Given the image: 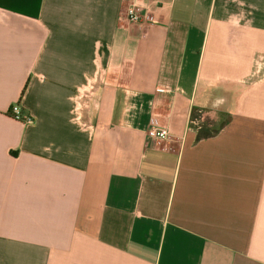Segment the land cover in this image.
I'll return each instance as SVG.
<instances>
[{
  "label": "crops",
  "instance_id": "crops-1",
  "mask_svg": "<svg viewBox=\"0 0 264 264\" xmlns=\"http://www.w3.org/2000/svg\"><path fill=\"white\" fill-rule=\"evenodd\" d=\"M0 264H264V0H0Z\"/></svg>",
  "mask_w": 264,
  "mask_h": 264
},
{
  "label": "built area",
  "instance_id": "built-area-1",
  "mask_svg": "<svg viewBox=\"0 0 264 264\" xmlns=\"http://www.w3.org/2000/svg\"><path fill=\"white\" fill-rule=\"evenodd\" d=\"M126 16L134 22L155 21L154 14L148 8L137 2H133L127 7ZM12 114L25 123H31L33 121V117L30 114L22 113L19 104L12 106ZM148 135L154 139H168L171 137V132L167 127L160 125L156 118H151Z\"/></svg>",
  "mask_w": 264,
  "mask_h": 264
},
{
  "label": "trees",
  "instance_id": "trees-1",
  "mask_svg": "<svg viewBox=\"0 0 264 264\" xmlns=\"http://www.w3.org/2000/svg\"><path fill=\"white\" fill-rule=\"evenodd\" d=\"M192 116L200 120L199 128L197 131V139H202L215 135L224 124L216 120H211L208 117H204L203 113L194 110Z\"/></svg>",
  "mask_w": 264,
  "mask_h": 264
}]
</instances>
